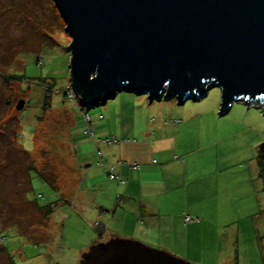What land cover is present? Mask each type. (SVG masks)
I'll use <instances>...</instances> for the list:
<instances>
[{"label":"rangeland","instance_id":"1","mask_svg":"<svg viewBox=\"0 0 264 264\" xmlns=\"http://www.w3.org/2000/svg\"><path fill=\"white\" fill-rule=\"evenodd\" d=\"M65 28L53 0H0V264H5L8 255L2 246L14 264H79L81 254L91 245L89 236H100L90 229V220L75 216L70 195L63 201L60 193L67 186L95 189L89 180L94 171L102 175L98 184L103 188L116 184L109 173H114L118 160L105 157L102 144L116 139L113 135L117 139L111 144L121 140L110 128L116 130L117 113L123 108L130 110L131 122L155 123V128L160 123L159 128L168 131V140H186L189 152L203 156L194 176L220 177L214 183L208 181V186L219 187L229 197L241 193L243 200L246 190L248 195L257 191L254 185L250 190L245 176L251 157L256 156L252 141L261 130L258 124L249 125L245 108L258 104V99L234 101L224 114L218 87L183 103L175 98L150 102L146 94L121 91L105 104L88 108L71 81L72 38ZM21 100L24 105L18 109ZM250 112L252 118L257 116ZM101 116L106 125L103 131ZM175 146V159L184 162L187 155L179 154L180 145ZM182 161L173 164L174 171H183ZM161 163L156 156L152 166ZM230 214L239 227H228L223 238L208 223L193 232L198 236L191 238L198 243L193 261L166 251L191 264H262L263 256L256 255L252 241L255 231L246 224L248 216L234 207Z\"/></svg>","mask_w":264,"mask_h":264},{"label":"water","instance_id":"2","mask_svg":"<svg viewBox=\"0 0 264 264\" xmlns=\"http://www.w3.org/2000/svg\"><path fill=\"white\" fill-rule=\"evenodd\" d=\"M72 38L73 87L88 108L125 91L179 103L221 90V111L264 110V0H53ZM18 102L17 108H23ZM264 157V142L259 145ZM79 264H191L135 239L91 244Z\"/></svg>","mask_w":264,"mask_h":264},{"label":"crops","instance_id":"3","mask_svg":"<svg viewBox=\"0 0 264 264\" xmlns=\"http://www.w3.org/2000/svg\"><path fill=\"white\" fill-rule=\"evenodd\" d=\"M232 105L231 103L229 110ZM246 106L245 117L249 125L258 124L261 130V133L257 132V140L252 141L251 147L256 156L251 157L250 170L245 176L246 184L249 180L250 190L254 185L257 191L252 190L253 192L248 195L249 190H246V200L242 199L241 193L231 194L230 192L229 197L226 191L218 189L219 187L208 186V181L214 183L220 179L215 174L207 176L205 173L194 176L197 172L196 165L203 156L189 152L186 140L176 138H172V141L168 140V131L159 128L160 123H157L158 128H155L153 127L155 123L151 125L147 122H131L128 108L118 110L116 130L111 127L110 132L116 133L121 140L111 144L117 139L113 135L112 137L116 139L102 144L104 156L118 160L113 166L117 177L112 179V183L116 184L112 185L113 188L110 185L103 188L101 184H98L103 180L102 175H95L98 172L94 171L89 176V180L94 182L95 189L90 191L88 188H81V185L73 189L67 186L60 193L63 201L66 200L64 196L70 195L75 216L90 220V229L96 230L100 236L95 238L89 236L88 242L93 244L119 236L168 250L189 260L192 259V253L198 247L197 241L192 243L194 240L191 238L193 235L195 238L198 237L194 233L198 232L204 224L213 225L215 234L221 238L228 227L236 229L239 227L237 219L230 214L234 207L239 213L248 216L249 220H246V224L255 231L252 241L256 242L258 253H254L256 255L261 253L262 264H264V164L260 163L258 146L259 142L264 140V118H262L264 110L261 106L248 104ZM250 111L257 116L252 118L248 114ZM100 119L102 124H99V128L101 131L106 130L103 117L101 116ZM176 125L172 126L173 132L176 130ZM161 134L163 137L160 136ZM129 136H136V139H129L131 138ZM175 144L180 145L179 154L187 155L184 162L182 159H175L178 158L175 155ZM156 156L162 160L158 167L152 166ZM177 161L183 162V171H174L173 164ZM133 162H137V167L132 166ZM185 176L192 181V185L185 181ZM119 186H121L120 190ZM209 188L213 190L208 193ZM118 191L121 192L117 196ZM213 203L216 204L214 207L216 210L210 207ZM185 215L191 216L193 220L186 222ZM253 249V245L250 246L251 253ZM246 252L251 257L248 248ZM254 253L252 259L256 256Z\"/></svg>","mask_w":264,"mask_h":264},{"label":"trees","instance_id":"4","mask_svg":"<svg viewBox=\"0 0 264 264\" xmlns=\"http://www.w3.org/2000/svg\"><path fill=\"white\" fill-rule=\"evenodd\" d=\"M76 91V90H75ZM77 92V91H76ZM77 94L79 95L80 93H78L77 92ZM80 96V98L82 99V97H81V95H79ZM82 101H83V99H82ZM82 104H84V101L82 102ZM84 106H85V104H84ZM259 155H260V163L261 164H264V157H263V154H261L260 153V151H259ZM113 179H115V178H113ZM47 207H49L50 209H51V205H49V206H47ZM96 243V242H95ZM2 250H5L7 253H8V255H7V260H6V262H5V264H14V261H13V259H12V257H11V255L9 254V252L7 251V249L4 247V246H2V248H1ZM10 258V259H9ZM55 264H57V263H55Z\"/></svg>","mask_w":264,"mask_h":264},{"label":"built area","instance_id":"5","mask_svg":"<svg viewBox=\"0 0 264 264\" xmlns=\"http://www.w3.org/2000/svg\"><path fill=\"white\" fill-rule=\"evenodd\" d=\"M81 99V98H80ZM83 102V101H82ZM252 104H250L249 106H251ZM254 105L255 106H261L259 103L258 104H255L254 103ZM85 106H87V105H85ZM221 113H222V111H221ZM87 115V114H86ZM86 120H87V122H89V116L87 115L86 116ZM87 131H89V132H91V129H89V130H87ZM132 166L133 167H137V163H133L132 164ZM109 177L111 178V179H113V178H116L117 176L115 175V173H109ZM121 182H123V180H120ZM184 220L186 221V222H188V221H191V220H193V218L191 217V216H189V215H185V218H184ZM51 264V263H50Z\"/></svg>","mask_w":264,"mask_h":264}]
</instances>
